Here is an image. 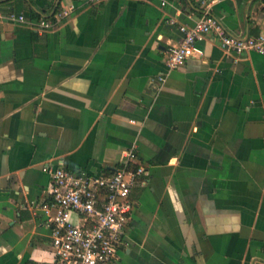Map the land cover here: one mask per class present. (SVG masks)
Returning <instances> with one entry per match:
<instances>
[{
    "label": "crops",
    "instance_id": "1",
    "mask_svg": "<svg viewBox=\"0 0 264 264\" xmlns=\"http://www.w3.org/2000/svg\"><path fill=\"white\" fill-rule=\"evenodd\" d=\"M210 11L239 39L264 32V0ZM202 12L198 0H0V264H54L33 205L48 198L45 166L109 175L129 149L146 183L131 190L117 264H264V55L210 33L169 70L180 25Z\"/></svg>",
    "mask_w": 264,
    "mask_h": 264
},
{
    "label": "built area",
    "instance_id": "2",
    "mask_svg": "<svg viewBox=\"0 0 264 264\" xmlns=\"http://www.w3.org/2000/svg\"><path fill=\"white\" fill-rule=\"evenodd\" d=\"M162 6L170 0H159ZM202 15L193 25L181 24L182 39L167 50L164 63L169 70L182 67L199 51L197 44L208 34L215 33L228 51L242 54L255 51L264 55V32L239 39L229 34L210 9L214 0H198ZM69 9L59 13L58 19L68 16ZM6 18L26 23L24 13L11 12ZM173 21V20H172ZM55 25L52 19L42 18L34 23L46 30ZM164 80V77H160ZM136 149L123 154L122 165L109 175H91L64 167H44L51 176L47 199L33 205L44 211L52 226L54 264H117L124 232L134 211L130 198L136 185L145 184V167L137 164ZM80 222L75 223L72 215Z\"/></svg>",
    "mask_w": 264,
    "mask_h": 264
}]
</instances>
